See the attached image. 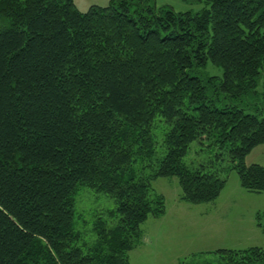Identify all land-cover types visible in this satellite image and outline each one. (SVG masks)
I'll return each instance as SVG.
<instances>
[{
  "label": "trees",
  "instance_id": "trees-1",
  "mask_svg": "<svg viewBox=\"0 0 264 264\" xmlns=\"http://www.w3.org/2000/svg\"><path fill=\"white\" fill-rule=\"evenodd\" d=\"M191 1L204 5L0 0V264H130L142 224L165 213L159 177L190 204L214 201L230 170L264 192V165L244 163L264 143V90L259 112L240 104L264 75V0ZM209 61L221 78L195 73ZM194 141L213 157L186 162ZM79 186L116 204L90 241L74 226ZM211 254L197 264H264L260 246Z\"/></svg>",
  "mask_w": 264,
  "mask_h": 264
},
{
  "label": "rangeland",
  "instance_id": "rangeland-1",
  "mask_svg": "<svg viewBox=\"0 0 264 264\" xmlns=\"http://www.w3.org/2000/svg\"><path fill=\"white\" fill-rule=\"evenodd\" d=\"M111 0H73L80 12L91 6H106ZM156 6L166 5L177 12L200 10L204 3L191 0H151ZM197 75L222 77L223 68L210 61L198 67ZM264 90V75L257 87L258 95L243 98L240 104L247 112H259ZM215 150L190 145L186 162L213 157ZM199 158V159H198ZM246 165H264V143L253 147L245 156ZM154 191L165 199V215L148 218L141 226L140 243L129 253L130 264H197L214 260L212 251L220 248L243 249L251 246L264 248V232L257 225L264 224V192L245 190L239 184L235 170H230L227 182L213 202L190 204L179 199L180 186L176 177H159L151 182ZM74 226L82 231V238L90 241L91 220L106 210H114L113 198L79 186L74 195ZM87 232V233H86Z\"/></svg>",
  "mask_w": 264,
  "mask_h": 264
},
{
  "label": "crops",
  "instance_id": "crops-1",
  "mask_svg": "<svg viewBox=\"0 0 264 264\" xmlns=\"http://www.w3.org/2000/svg\"><path fill=\"white\" fill-rule=\"evenodd\" d=\"M215 200H216V199H215ZM215 200H214V201H215ZM211 202H213V201H211ZM165 213H166V212H165ZM165 213H164L163 215H165ZM163 215H162V216H163Z\"/></svg>",
  "mask_w": 264,
  "mask_h": 264
}]
</instances>
